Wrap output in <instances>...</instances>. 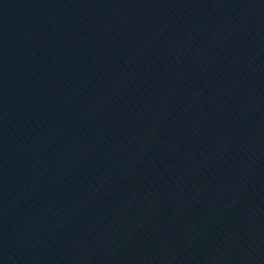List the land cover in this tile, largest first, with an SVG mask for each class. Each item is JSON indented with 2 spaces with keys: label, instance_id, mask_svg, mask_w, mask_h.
Here are the masks:
<instances>
[{
  "label": "water",
  "instance_id": "1",
  "mask_svg": "<svg viewBox=\"0 0 264 264\" xmlns=\"http://www.w3.org/2000/svg\"><path fill=\"white\" fill-rule=\"evenodd\" d=\"M0 264H264V0H0Z\"/></svg>",
  "mask_w": 264,
  "mask_h": 264
}]
</instances>
